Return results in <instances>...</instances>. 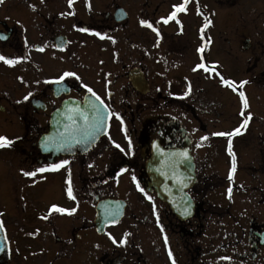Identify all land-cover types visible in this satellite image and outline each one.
<instances>
[{
    "label": "flooded vegetation",
    "instance_id": "obj_1",
    "mask_svg": "<svg viewBox=\"0 0 264 264\" xmlns=\"http://www.w3.org/2000/svg\"><path fill=\"white\" fill-rule=\"evenodd\" d=\"M181 4L184 10L176 11ZM234 4L235 0L0 2V37H4L0 55L17 61L13 65L0 61V124L21 132L20 162L30 168L25 171L69 161L57 171H46L51 178L20 179L19 200L13 207L18 215L17 243L11 231L14 224L4 223L7 262L16 252L18 264H173V260L264 264V220L250 222L241 208L235 212L242 225L231 229V211L207 206L212 205L208 193L218 185L209 188V179L200 175L211 161L203 149L227 150L229 139L232 147L245 146L242 136L250 121L231 138L213 135L240 127L242 112L256 118L258 139L264 136V29L245 30L244 16L238 19L237 30H228ZM174 11L176 16L164 23ZM28 51L33 52L31 57ZM199 63L205 67L194 71ZM64 72L76 77L52 82ZM221 77L234 85L222 83ZM241 81L246 83L241 86ZM93 93L109 111L106 133L85 155L51 158L43 153L37 140L47 131L52 112L64 101H82ZM111 124L128 151L117 148L107 136ZM174 153L192 167L196 178L163 180L167 190H177V184L183 188L182 200L166 203L153 190L160 182L150 178L145 165ZM88 154L106 158L107 178L82 175L83 166H89ZM260 169L264 173V166ZM72 171L78 172L77 178H72ZM126 171L131 178H126L125 195L115 196L103 183ZM64 172L67 178L54 177ZM68 180L75 200L67 195ZM103 188L106 192L101 193ZM105 198L121 199L125 207L117 222L98 233L95 199ZM52 205L76 211L59 213ZM176 205L186 217L175 216Z\"/></svg>",
    "mask_w": 264,
    "mask_h": 264
},
{
    "label": "rangeland",
    "instance_id": "obj_2",
    "mask_svg": "<svg viewBox=\"0 0 264 264\" xmlns=\"http://www.w3.org/2000/svg\"><path fill=\"white\" fill-rule=\"evenodd\" d=\"M238 3H236L235 0V4L231 7L230 13L232 14V23L228 26L227 29L237 30L238 19L245 16L247 19H245L246 21L242 23V26L245 27V30H263L264 26L261 21H264V0H240V4L239 6H237ZM32 55V51L27 52V56L31 57ZM255 119L251 114V123L249 124L250 128L248 132L244 136H242L246 139L245 146L239 148H236V146L232 147V150L237 158V168L233 174V179L231 181L228 178L229 169L231 167V157L228 151H208L204 149L202 151V153L205 155L209 154V159L211 161H209V165H204L202 167L200 175L201 177L205 176V178L209 179V188L218 185L210 193H208V199L213 206L229 210L234 214L233 219L229 221L231 229L233 230H235L237 226L242 225L241 216L238 215L235 210L241 211L242 208L244 211V217L249 220L254 217L264 219V195L256 192L257 190L261 191V188L264 191V173L262 172V169H260V165L262 167L264 166V146L262 144V139L264 138V136L258 139L256 127L258 126V122H255ZM16 131L17 130L13 132L11 129L0 124V136H4L11 141H13L14 137H16L14 133L21 134V132ZM107 136L116 144H118L122 151H128V149L124 147L122 139L118 135L117 128L114 124H111ZM15 141L16 142L12 149L8 146L0 147V211L2 213L4 212V216L7 217L6 219H4L3 223H13L14 226H11V231L13 232L14 230L19 232L18 224L16 221L18 218L16 212L17 210L12 207L10 208L9 204H11V202H18V193H20L21 186L20 179L27 178L22 175V170H29L30 168L22 166V163L20 162L21 150L18 144L19 141L18 139H16ZM92 155L94 156L92 157ZM97 156L98 155L95 154H88L86 156L90 165L87 168L86 165L83 166V170L87 174V176L84 175V173L82 174L83 176H85V178H97L102 175L101 172L106 166V158H98L99 156ZM77 159V157H74V162H76ZM211 162L213 163L210 164ZM66 175L67 173L64 172L58 173V175H55L54 177L67 178ZM129 175L130 171H126L117 176V179L112 178L108 181L110 182V184H112L116 179L114 185V193L116 195H125L126 178H129ZM44 176L46 175L37 174L35 177L31 178H44ZM48 176L51 178V174H48ZM48 176L46 178H49ZM77 176L78 174L76 173V171H72V178H77ZM93 182H96V180L93 179ZM103 184L105 185L106 182ZM5 185L10 190V194L7 190V187L5 188ZM229 188H231L230 198L226 191ZM104 191L105 190L103 188L101 193H103ZM12 196L14 198V201L12 199ZM8 206L10 209L9 217L7 211ZM207 206L210 207L211 205L208 204ZM109 230L113 232L115 228L113 227ZM107 245H109V243ZM15 259L13 258L10 263L16 264Z\"/></svg>",
    "mask_w": 264,
    "mask_h": 264
},
{
    "label": "water",
    "instance_id": "obj_3",
    "mask_svg": "<svg viewBox=\"0 0 264 264\" xmlns=\"http://www.w3.org/2000/svg\"><path fill=\"white\" fill-rule=\"evenodd\" d=\"M101 114L103 119L98 120ZM108 117L107 110L94 96L85 97L82 104L77 100L65 101L51 114L49 131L42 135L38 145L45 153L83 152L105 132ZM158 160L155 157L146 165L150 178H158L159 182L174 180L172 178H192V167L185 166L178 153L164 157L160 164H157ZM176 187L177 190H166L161 186L157 190L162 198L170 200L176 192L182 191V186ZM4 250L5 240L0 229V256Z\"/></svg>",
    "mask_w": 264,
    "mask_h": 264
},
{
    "label": "snow or ice",
    "instance_id": "obj_4",
    "mask_svg": "<svg viewBox=\"0 0 264 264\" xmlns=\"http://www.w3.org/2000/svg\"><path fill=\"white\" fill-rule=\"evenodd\" d=\"M0 2H2V0H0ZM72 3V0H69V4L71 5ZM184 10V5L181 4L179 6L176 7V11H182ZM176 11L172 12V14L166 19L164 20V23H167L168 20H171L173 19L175 16H176ZM140 23L142 25H147L149 28L152 27V24L149 23L148 21H145V20H141ZM208 23H211V21H209ZM205 27H207V24H205ZM80 31L82 32H87L89 31V29L87 28H81ZM155 31V29H154ZM159 35V33H157ZM95 35H100V33H95ZM4 37H0V39H2ZM41 51H43V49H40ZM198 51H202V48L201 49H198ZM0 61H3L4 63L8 64V65H13L14 63H16L17 61L16 60H13V59H7L5 56L3 55H0ZM205 65L203 63H199L196 65L195 69H193L194 71L196 69H202L204 68ZM65 77H76V74L74 72H64L61 76H59V78L57 80H54L52 81L53 83H59L60 81L64 80ZM78 79V77H77ZM221 80H222V83L226 84V85H229V86H233L235 82H232V81H229L227 79H224L223 77H221ZM246 82L245 81H241L240 82V85L243 86V84H245ZM85 87H87L85 85ZM88 92H92V89L91 88H88L87 89ZM187 93H185L186 95ZM31 93H29L28 95H26L24 97L25 100L28 99V96H30ZM93 95H95V93H93ZM239 96L241 98V101L243 103V108L244 109H247L249 107V104L245 98V93L244 92H239ZM97 99H99V97H97ZM81 115H83V113H81ZM118 115V114H117ZM241 115L244 117L243 121H242V124L240 127H237L236 129H234L233 131H230V132H216V133H213L214 136H221V137H229L231 138L233 135H237L240 133L241 131V128L247 126V124L249 123L250 119H251V113H247L246 115L242 112ZM98 120H102L103 119V115L101 114L100 116L97 117ZM204 139H207V137H201V140H204ZM13 143V141L7 139L6 137L4 136H0V147H7V146H10L11 144ZM117 148H119L120 146L119 145H116ZM131 147V144L129 143V148ZM227 151L231 157V167L229 169V173H228V178L229 180L231 181L233 179V174L234 172L236 171V168H237V158H236V155L235 153L233 152L232 150V142H231V139H229V142H228V146H227ZM184 156H187V153H183ZM69 163L68 160H60L58 163H52V164H49L47 167H38L35 169V171H23V175L24 176H27V177H32V176H35L38 172L42 173V172H45V171H57L59 170L60 168L64 167L65 165H67ZM123 171V169L121 170ZM134 181H135V177L133 176L132 178ZM68 183V187H67V195L69 198L75 200V196L73 195V188L71 186V181L68 180L67 181ZM137 188L139 189V191H141L142 193L144 192V189L141 188L139 186V184H137ZM227 194L229 195V198L231 196V188L227 189ZM145 196L148 200H152V197L151 196H148L147 193H145ZM52 209H54L56 212H59V213H64V212H68L69 214L71 213H74L76 211V208H72L71 210H68V209H65L63 207H58L56 205H52L51 206ZM153 211L155 212V209H153ZM47 217H45L46 219ZM0 227H3L2 223H0ZM120 243H124V240H121ZM165 243L167 244V237H165ZM168 255L169 257L171 258L172 257V253L171 251L169 250L168 252ZM223 259H228L227 257L223 258ZM173 264H175V261L173 260Z\"/></svg>",
    "mask_w": 264,
    "mask_h": 264
}]
</instances>
